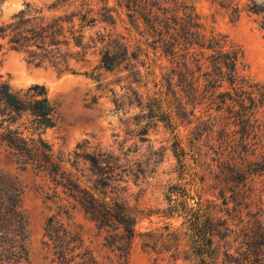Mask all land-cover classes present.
<instances>
[{
  "label": "rangeland",
  "instance_id": "rangeland-1",
  "mask_svg": "<svg viewBox=\"0 0 264 264\" xmlns=\"http://www.w3.org/2000/svg\"><path fill=\"white\" fill-rule=\"evenodd\" d=\"M179 1L192 6L207 32L213 28L239 45L245 54L248 76L264 83V39L258 27L259 18L245 11L251 1L260 4L264 0ZM54 2L2 0L0 23L26 5L32 13L41 10L42 16L54 17L80 4V0H65L61 6L53 7ZM88 2L96 16L103 0ZM220 3L239 6L240 19L232 22L230 10ZM108 5L118 10L112 13V24L96 23L86 34L97 41L103 36L104 43L89 44L86 61L71 63L74 73L36 68L28 65L22 54L9 52L1 58L0 81L24 101L29 99V87L44 86L49 105L55 109L56 124L41 137L53 157L62 161V171L90 188L100 172L115 179L108 182L104 192L136 217L137 236L125 261L124 253L119 257L118 251L104 246L108 234L120 231H99L78 208L71 211V222L80 226L84 247L92 253L96 264H197L189 248L186 214L196 208L198 188H202L203 199L209 202L214 228H222L219 226L224 222L235 230L247 227L257 208L264 213V171H249L250 162L264 167V108L257 114L259 134L251 137L247 153L242 152L237 128L212 133L192 117L188 118L191 124H186V120L177 123L175 129L155 120L145 106L158 91L157 84L169 88V80H154L161 78L169 66L163 59L162 69L152 70L149 66L154 51L144 44L140 34L143 28L132 27L126 8L120 10L117 0H108ZM122 48L127 50L125 58ZM103 51L115 62L112 70L100 64L99 54ZM27 120L23 115L19 123ZM206 120L201 116L199 122ZM23 132L30 137L28 129ZM92 157L103 162L100 172L91 166ZM17 160L14 152L0 147V170L16 177L22 186L29 262L53 264L51 251L44 245V223L58 212L59 204H65L66 197L61 188H54L47 175L37 174ZM234 166L239 169L238 174L231 171ZM55 190L63 201L53 197Z\"/></svg>",
  "mask_w": 264,
  "mask_h": 264
},
{
  "label": "trees",
  "instance_id": "trees-1",
  "mask_svg": "<svg viewBox=\"0 0 264 264\" xmlns=\"http://www.w3.org/2000/svg\"><path fill=\"white\" fill-rule=\"evenodd\" d=\"M88 1L80 0L74 10L54 17L42 16L41 10L32 13L26 5L8 21L1 22L0 63L3 56L13 52L22 54L25 62L33 67L74 73L71 63L86 61L89 44L104 43L103 36H99L98 41L87 37L89 29L96 23L112 24V13L116 12L108 5V0H103L94 16ZM64 2L55 0L52 6H61ZM220 4L230 10L232 22L240 19L239 6ZM117 5L120 10L126 8L134 29L143 28L140 34L144 44L154 51L149 67L152 70L161 68L163 59L169 66L161 78L154 77V80H169V88L157 84L158 91L145 106L155 120L171 129L186 120V124H191L189 117L207 126L212 133L237 128L242 152L247 153L251 137L256 138L261 127L257 114L264 108V83L248 76L243 49L213 28L207 32L192 6L182 1L117 0ZM245 11L259 18L258 27L264 39V3L251 1ZM126 54V48H122V57ZM99 55L101 66L112 70L115 62L109 53L103 51ZM27 93L29 99L24 101L0 81V147L14 152L17 161L25 167L47 175L54 188H61L66 197L65 204H59L58 212L44 223V245L51 251L52 263L96 264L92 253L84 247L80 226L71 222V211L76 208L99 231H120V234H108L104 246L118 251L119 257L124 253L127 261L137 236L136 217L104 192L108 182L115 179L101 174L103 162L97 157L89 158L91 166L100 172L91 188L81 186L77 179L62 171V161L53 157L41 137L47 128L56 124L55 109L49 105L47 90L36 84L29 87ZM23 115L28 120L19 123ZM201 116L207 120L199 122ZM22 126L23 130L31 132L30 137L24 135ZM249 166L252 174L264 171L258 162H250ZM231 171L239 173L236 166L231 167ZM197 192L196 208L186 214L189 248L197 264H264V213L261 208L250 215L247 227L235 230L224 222L219 226L222 228H214L209 217V202L203 199L204 191L198 188ZM53 193V197L63 201L57 190ZM21 195L22 186L17 178L0 170V264H30L28 220L21 207Z\"/></svg>",
  "mask_w": 264,
  "mask_h": 264
}]
</instances>
